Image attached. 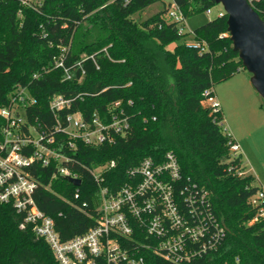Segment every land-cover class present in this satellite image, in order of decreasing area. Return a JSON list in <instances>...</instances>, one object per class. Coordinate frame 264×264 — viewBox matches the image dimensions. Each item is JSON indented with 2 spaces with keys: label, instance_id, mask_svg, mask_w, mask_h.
Returning <instances> with one entry per match:
<instances>
[{
  "label": "trees",
  "instance_id": "obj_1",
  "mask_svg": "<svg viewBox=\"0 0 264 264\" xmlns=\"http://www.w3.org/2000/svg\"><path fill=\"white\" fill-rule=\"evenodd\" d=\"M159 1L164 3L0 0V109L22 86L36 98L27 111L29 119L38 117L48 131L55 122L49 109L55 94L73 99L62 114L80 111L87 120L98 113L109 121L110 110L120 101L131 125L115 143L78 141L71 150L75 160L68 166L82 180L80 200L74 198L76 185L55 175V164L35 161L31 171L39 182L36 202L55 219L63 239L83 234L98 216L99 185L92 168L115 160L103 173V184L115 191L128 180L130 168L147 157L160 162L172 151L183 179L210 190L214 210L228 227L223 244L202 264H237L236 258L239 264H264V218L250 223L259 215L250 197L260 187L245 172L242 155L232 157L231 144L237 140L224 127L222 108L213 110L203 102L206 90L215 95L216 83L244 67L233 49L227 14L186 33H180L181 24L215 6V0H172L183 15L179 21L167 18L171 2L144 20L134 18ZM254 8L264 19V0ZM189 35L200 45L190 44ZM173 42L174 49H169ZM63 47L68 48L67 65L85 58L82 67L72 68L71 79L55 65ZM5 123L0 114V142ZM84 201V209L76 205ZM24 217L13 204L0 201V264H61L30 224L21 228ZM147 256L149 264H171Z\"/></svg>",
  "mask_w": 264,
  "mask_h": 264
},
{
  "label": "built area",
  "instance_id": "obj_2",
  "mask_svg": "<svg viewBox=\"0 0 264 264\" xmlns=\"http://www.w3.org/2000/svg\"><path fill=\"white\" fill-rule=\"evenodd\" d=\"M248 1L254 7L259 0ZM224 13V9L220 10L219 15ZM167 18L183 19L176 3L171 2ZM183 32L182 25L180 33ZM67 51L68 48L63 47L55 65L63 69L65 79H71L72 68L82 67L85 58L67 65ZM89 57L94 58V55ZM208 94L206 90L204 104L213 110L220 109L216 96ZM72 101L62 94L51 97L49 109L55 115V122L50 131L38 117L33 121L29 119L27 111L36 104V98L26 87L17 88L10 95V102L0 109L6 120L0 142V201L13 204L18 212L24 213L21 228L30 224L37 237L50 245L61 264H149L147 254L171 264H202L223 244L228 227L214 210L210 190L183 179L178 158L172 151L160 162L147 157L130 168L128 180L115 191L103 184V173L116 165L115 160L92 168L99 185L96 223L83 234L62 238L55 219L36 202L39 182L31 171L33 163L55 164V175L80 178L68 166L75 160L70 152L78 141L91 145L112 144L131 128L120 101L110 110L109 121H104L98 113L89 120L80 111L62 114ZM58 134L68 139L60 141ZM230 149L232 157L242 155L237 141ZM80 185H76L75 200L81 198ZM250 203L259 209V215L250 223L264 218V189H258L250 197ZM76 205L84 209L88 203L77 202ZM239 262L236 258V263Z\"/></svg>",
  "mask_w": 264,
  "mask_h": 264
},
{
  "label": "rangeland",
  "instance_id": "obj_3",
  "mask_svg": "<svg viewBox=\"0 0 264 264\" xmlns=\"http://www.w3.org/2000/svg\"><path fill=\"white\" fill-rule=\"evenodd\" d=\"M170 2L172 0L156 2L136 13L134 18L144 20ZM223 9V5L217 3L209 10L187 18L181 25L184 26L185 33L192 32L196 27L216 17ZM188 38L189 42L192 41L191 35ZM175 45L176 42L170 43L168 48L174 49ZM251 76L252 74L243 67L232 77L216 83L214 91L218 94L224 110V127L242 143L245 172L252 174L256 184L264 189V102L252 84Z\"/></svg>",
  "mask_w": 264,
  "mask_h": 264
},
{
  "label": "water",
  "instance_id": "obj_4",
  "mask_svg": "<svg viewBox=\"0 0 264 264\" xmlns=\"http://www.w3.org/2000/svg\"><path fill=\"white\" fill-rule=\"evenodd\" d=\"M215 1L223 5L233 49L252 74L251 82L264 102V19L248 0ZM66 178L74 185L81 184L80 178Z\"/></svg>",
  "mask_w": 264,
  "mask_h": 264
},
{
  "label": "crops",
  "instance_id": "obj_5",
  "mask_svg": "<svg viewBox=\"0 0 264 264\" xmlns=\"http://www.w3.org/2000/svg\"><path fill=\"white\" fill-rule=\"evenodd\" d=\"M215 96H216V98L218 99V101L220 102L221 108H222V110H223L222 103H221V101H220V99H219V97H218V94L215 93ZM223 112H224V110H223ZM232 135H234V134L232 133ZM234 138H235V139L237 140V142H238V139H237L236 137H234ZM238 143L240 144L241 148H243V147H242V143H241L240 141H239Z\"/></svg>",
  "mask_w": 264,
  "mask_h": 264
}]
</instances>
